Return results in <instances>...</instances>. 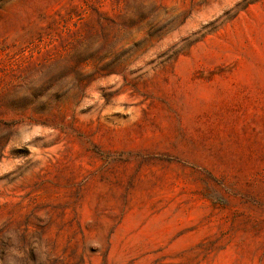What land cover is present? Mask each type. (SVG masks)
<instances>
[{"label": "rangeland", "instance_id": "374dc122", "mask_svg": "<svg viewBox=\"0 0 264 264\" xmlns=\"http://www.w3.org/2000/svg\"><path fill=\"white\" fill-rule=\"evenodd\" d=\"M0 264H264V0H0Z\"/></svg>", "mask_w": 264, "mask_h": 264}]
</instances>
